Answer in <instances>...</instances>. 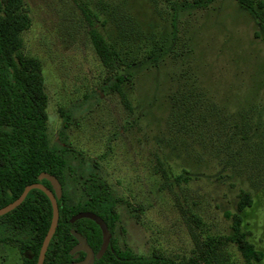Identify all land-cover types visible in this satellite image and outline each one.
<instances>
[{"label":"rangeland","instance_id":"1","mask_svg":"<svg viewBox=\"0 0 264 264\" xmlns=\"http://www.w3.org/2000/svg\"><path fill=\"white\" fill-rule=\"evenodd\" d=\"M23 3L22 51L37 62L70 203L90 175L104 180L117 212L111 238L136 255L248 264L227 239L234 214L264 253L261 22L237 0ZM254 7L264 20V0ZM91 25L120 55L118 73L130 75L121 85L128 103L109 87L115 73L95 52ZM186 88L201 102L189 103ZM243 194L250 204L238 211ZM0 264H23L16 245L0 242Z\"/></svg>","mask_w":264,"mask_h":264},{"label":"trees","instance_id":"2","mask_svg":"<svg viewBox=\"0 0 264 264\" xmlns=\"http://www.w3.org/2000/svg\"><path fill=\"white\" fill-rule=\"evenodd\" d=\"M237 2L264 27V20L257 13L254 0ZM261 6L258 3V7ZM29 25L30 18L23 0H0V208L16 199L28 184L41 182L49 186L46 179L38 180L41 172L58 178L63 186L62 196L57 201L58 224L48 244L43 264H70L83 256L80 252L79 257L74 259L69 253L76 244V239L70 233L71 228L86 237L94 252L101 245V230L93 220L81 218L71 223L70 218L80 211L93 212L105 221L113 233L117 212L107 184L93 174L82 184V198L75 203L69 201L64 188L65 170L69 166L64 151L48 143L47 101L37 62L22 51L21 33ZM89 36L102 65L115 73L110 89L118 92L122 101L128 103L121 85L130 75L118 73L122 60L120 55L93 25ZM185 92L189 103L200 101L193 94L189 97L187 88ZM180 99L175 92L173 103L177 105ZM249 204L248 195L243 194L237 210L242 211ZM51 216L52 208L47 196L39 189H31L20 205L0 216V242L16 245L23 264H36ZM227 239L236 243L248 264L252 260L263 259L264 253L255 249L247 239L239 214L233 215L232 232ZM114 244L111 238L112 250L107 248L102 257L95 259L92 264H175L159 254L140 256L127 248L117 249Z\"/></svg>","mask_w":264,"mask_h":264},{"label":"water","instance_id":"3","mask_svg":"<svg viewBox=\"0 0 264 264\" xmlns=\"http://www.w3.org/2000/svg\"><path fill=\"white\" fill-rule=\"evenodd\" d=\"M42 179L48 180L50 182L51 188L46 187L40 182L28 184L24 187L23 191L16 199L0 208V216L16 208L25 199L26 195L31 189L41 190L49 199L52 208V216L48 230L41 243L36 264H43L48 244L58 224L59 213L57 199H59L62 195L61 184L54 175L47 172H41L38 175V180L40 181ZM81 218L91 219L99 226L101 230L102 242L98 251L95 253L88 245L86 238L82 234L77 232L74 228H71L70 233L76 239V244L70 249L69 253L71 255H74L73 257L75 258L77 256L75 255L76 252L83 251L85 253V256L81 260L72 261L70 264H92L95 259H99L102 257L109 245L111 237L107 224L99 215L90 211H80L70 218V222L73 223L74 221Z\"/></svg>","mask_w":264,"mask_h":264},{"label":"flooded vegetation","instance_id":"4","mask_svg":"<svg viewBox=\"0 0 264 264\" xmlns=\"http://www.w3.org/2000/svg\"><path fill=\"white\" fill-rule=\"evenodd\" d=\"M58 179V178H57ZM43 180V179H42ZM41 181V180H40ZM48 181V180H47ZM59 181V180H58ZM60 182V181H59ZM41 183V182H40ZM48 183H49V186H47V185H45L46 187H48V188H51V185H50V182L48 181ZM61 184V183H60ZM44 185V184H43ZM61 188H62V191H63V186H62V184H61ZM62 196V195H61ZM61 196H60V198H61ZM59 198V199H60ZM59 199H57V201L59 200ZM108 227V226H107ZM109 229V228H108ZM110 231V230H109ZM81 234V233H80ZM110 234H111V237H112V232L110 231ZM84 236V235H83ZM111 237H110V241H109V245H108V247L107 248H110L111 250H112V245H111ZM86 238V237H85ZM87 240V239H86ZM101 242H102V236H101ZM88 243V242H87ZM89 245V244H88ZM90 246V245H89ZM116 248L117 249H120L119 247H117L116 246ZM93 250V249H92ZM107 250V249H106ZM94 251V250H93ZM80 252H82L83 253V256H82V258L85 256V253L83 252V251H79V252H76L75 253V255H77L74 259H77L78 257H79V254H80ZM106 252V251H105ZM104 252V253H105ZM96 253V252H95ZM74 256V255H73ZM82 258H80V259H78V260H81Z\"/></svg>","mask_w":264,"mask_h":264}]
</instances>
